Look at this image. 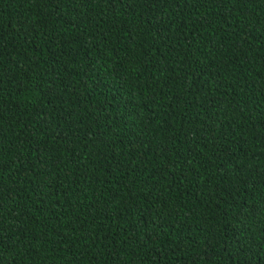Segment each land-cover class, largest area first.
I'll list each match as a JSON object with an SVG mask.
<instances>
[{
  "label": "trees",
  "instance_id": "16d2710c",
  "mask_svg": "<svg viewBox=\"0 0 264 264\" xmlns=\"http://www.w3.org/2000/svg\"><path fill=\"white\" fill-rule=\"evenodd\" d=\"M0 264H264V0H0Z\"/></svg>",
  "mask_w": 264,
  "mask_h": 264
}]
</instances>
